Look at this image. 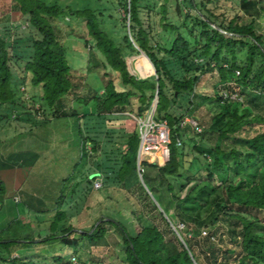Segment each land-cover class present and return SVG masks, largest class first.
<instances>
[{
  "label": "trees",
  "instance_id": "1",
  "mask_svg": "<svg viewBox=\"0 0 264 264\" xmlns=\"http://www.w3.org/2000/svg\"><path fill=\"white\" fill-rule=\"evenodd\" d=\"M213 1L163 0L159 11H153L141 0H117L122 17L120 12L116 16L91 7L63 8L47 0H15L13 22L0 25V126L12 124L14 112L32 98L26 96L19 79L28 76L39 91L34 100L41 102L51 120L79 118L89 127H98L88 137L80 131L81 168L72 176L73 189L66 185L62 189L60 202L75 197L81 188L87 195L103 173V182L134 195L137 204L130 215L113 208L93 231L75 230L76 236H68L75 229L68 227L40 243L59 240L78 253L82 239L92 245L102 241L108 224L123 240L126 264H264V34L258 33L256 21L240 23L241 15L217 13V7L209 6ZM66 14L86 19L90 41L104 59V73L95 72L102 81L98 89L77 93L80 85L73 80L54 22ZM135 45L147 53L157 75L150 76L154 70ZM239 48L245 51L243 58ZM132 56H137L136 73L146 77L150 69V77L140 79L129 72L127 58ZM214 72L219 73V81L207 98L217 100L221 110L207 129L188 135L181 123L196 86ZM113 75L119 77L118 85ZM157 89L156 119L169 124L170 161L162 166L142 161L141 167L146 185L170 221L140 181L137 123L123 114L133 112L132 99H137L141 117L150 109ZM76 93L75 106L93 102L94 108L85 113L76 107L68 111V97ZM126 120L132 130L126 128ZM117 122L123 130L121 145L105 142ZM205 133L216 140L206 139ZM87 140L94 143L91 153L100 151L98 155L86 150ZM109 142L113 146H107ZM110 152L119 159L111 158ZM147 168L156 170L165 182L172 213L156 192V178L147 181ZM19 172L12 176L17 187L25 178ZM3 188L0 174V191ZM154 213L161 225L147 218ZM65 219V212L56 213L55 221ZM17 244V240L0 239V264H42L13 255L10 247ZM50 262L43 264H89L63 256Z\"/></svg>",
  "mask_w": 264,
  "mask_h": 264
},
{
  "label": "rangeland",
  "instance_id": "2",
  "mask_svg": "<svg viewBox=\"0 0 264 264\" xmlns=\"http://www.w3.org/2000/svg\"><path fill=\"white\" fill-rule=\"evenodd\" d=\"M47 2L57 3L63 8L101 9L116 16H119L120 12V15L124 16L117 7V0H47ZM141 3L142 6H147L153 11H159L163 0H141ZM16 5L15 0H0V25L13 22ZM209 6L217 7V13L223 12L230 17L241 15L240 23L256 21L258 33L264 34V0H214ZM54 22L60 33L62 49L72 67L73 80L80 85L77 93L88 92L90 87L100 88L104 59L97 53L94 42L90 41L86 19L66 14L63 19ZM153 24L152 20L151 25ZM154 29L153 32L156 31V28ZM152 43L154 41H151ZM238 54L243 58L245 51L239 48ZM135 57L137 58V56L128 57L127 65L129 72L137 76ZM95 72H99L100 75ZM150 73L149 69L145 75L148 76ZM113 78L118 85L119 77L113 75ZM19 79L22 90L27 93L26 96L32 98L14 112L12 124L0 126V174L4 180V188L0 191V239L19 241L20 244L10 247L13 255L30 257L36 262L39 260L42 264L45 261L51 263L50 261L57 256L71 259L73 263L86 261L89 264H126L123 240L116 229L108 224H105L107 234L102 241L92 245L88 240L82 239L78 253H75V247L66 246L59 240L54 242L50 240L49 243L39 242L57 235L68 227L75 228L68 236H76L75 230H92L99 220H102L109 211H113V208L121 209L123 213L130 215L137 204L134 195H129L127 191L105 182V179L102 187L98 189L92 187L87 195L81 188L75 197L66 196L65 201L60 202L62 189L65 185L70 187L68 190L73 189L72 176L78 174L81 168L83 153L80 131L88 137L97 127L95 126L94 129L93 126L97 124H90L89 127L86 121L79 118L51 120V115L46 108H42L41 102L34 100V96L39 94V91L31 85L29 77L22 75ZM218 81L219 73L214 72L203 76L197 84L192 105L189 106L188 115L182 122L184 126H181L186 128L188 135H192L194 130L190 121L195 120L205 130L209 127L212 117L221 110L217 100L207 98L213 95V88ZM77 93L69 95L68 111H72L74 107L83 113L91 111L95 106L93 102L75 106L74 95ZM183 104L186 105V102ZM138 107V100L132 99L133 112L125 111L123 114L135 121V118H138ZM147 111L142 116L146 117ZM131 122L133 123L132 120ZM125 123L126 128L132 130L129 120ZM117 124L119 126L115 125L112 128L115 130L114 134H109L112 137H105V142L112 140L113 143L119 142L118 144L121 145L124 140L123 130L121 123L117 122ZM89 130L92 132L89 133ZM205 136L213 142L216 140L214 135L205 133ZM87 141L86 150L90 154H96L91 153L94 143ZM112 142L107 143V146H113ZM98 153L100 151L96 155ZM99 157L101 159L102 156ZM110 157L119 159L120 156L110 152ZM18 171H22L19 173L25 175L19 187L12 178ZM145 177L147 181L156 178L154 181L158 185L156 192L172 213L173 203L166 191L165 182L160 180L156 170L152 168L146 169ZM96 178L102 180L103 173ZM65 179L67 180L64 181ZM57 212H65L66 219L61 222L55 221ZM147 218L162 224L156 213L150 214ZM147 218H144V222Z\"/></svg>",
  "mask_w": 264,
  "mask_h": 264
},
{
  "label": "built area",
  "instance_id": "3",
  "mask_svg": "<svg viewBox=\"0 0 264 264\" xmlns=\"http://www.w3.org/2000/svg\"><path fill=\"white\" fill-rule=\"evenodd\" d=\"M137 123L140 146L138 150V161H146L157 165H165L170 161V145H171V132L169 124L166 120L160 121L156 119V108L151 105L147 111V116L135 118ZM194 130L201 133L203 128L194 121H190ZM181 126H184L181 123ZM181 145V142L178 141ZM141 173L144 171L140 164ZM103 181L96 179L94 187L96 189L102 187Z\"/></svg>",
  "mask_w": 264,
  "mask_h": 264
},
{
  "label": "water",
  "instance_id": "4",
  "mask_svg": "<svg viewBox=\"0 0 264 264\" xmlns=\"http://www.w3.org/2000/svg\"><path fill=\"white\" fill-rule=\"evenodd\" d=\"M135 47H136V49L140 52V56L145 55V56L149 59V61L152 63V66H153L154 72H153V74L150 75V76L157 75V70H156V68H155V65H154L153 62L150 60V58H149V56L147 55V53L144 52V51H143L141 48H139L138 46L135 45ZM140 56H138V57H140ZM150 76L142 77V76H140V75H137V77L140 78V79H145V78H148V77H150ZM157 79H158V77H157ZM158 101H159V99H158V89H157V91H156V97H155L154 102H153V106H154L155 108H157ZM140 164H141V163L138 161V162H137V165H138V171H139V178H140V181H141L143 187L147 190V192L149 193V195L152 197V199H153L154 202L156 203V205H157V207L159 208V210L163 213L164 217H165L168 221H170L169 218H168V216H167V214L164 212V210L162 209V207L160 206V204H159L158 201L155 199L154 195L152 194V192L149 190L148 186L146 185V183H145V181H144V179H143V175H142V173H141V171H140ZM100 222H102V220H99V221H98V223L95 225V227L92 229V231H93V230L99 225ZM172 227H173V229L176 231V233H178V231L176 230V228H175V226H174L173 224H172ZM79 231H80V230H79ZM92 231H91V232H92ZM184 231L187 232V231H188V228H185ZM178 235H179L181 241H183V239L181 238V236H180L179 233H178Z\"/></svg>",
  "mask_w": 264,
  "mask_h": 264
},
{
  "label": "bare ground",
  "instance_id": "5",
  "mask_svg": "<svg viewBox=\"0 0 264 264\" xmlns=\"http://www.w3.org/2000/svg\"><path fill=\"white\" fill-rule=\"evenodd\" d=\"M148 59V58H147ZM148 61H149V59H148ZM149 64H150V66L153 68V66H152V63L149 61ZM154 70V69H153ZM154 72V71H153ZM138 75H140L139 73H137ZM152 75V74H151Z\"/></svg>",
  "mask_w": 264,
  "mask_h": 264
}]
</instances>
